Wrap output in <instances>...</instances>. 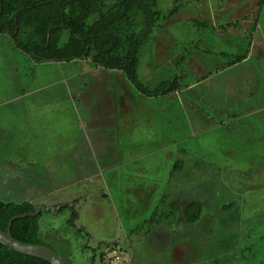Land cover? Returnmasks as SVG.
Here are the masks:
<instances>
[{"label": "rangeland", "instance_id": "374dc122", "mask_svg": "<svg viewBox=\"0 0 264 264\" xmlns=\"http://www.w3.org/2000/svg\"><path fill=\"white\" fill-rule=\"evenodd\" d=\"M231 3L227 0L223 7L227 21L245 13L242 7L232 8ZM171 7L170 2L163 5L165 15ZM217 9V1L212 0L201 7H194V12L184 9L175 13L168 23L169 31L180 34L187 31L193 36L177 43L164 40L160 43L164 47L159 46L155 37L164 27L161 24L152 35L153 39L141 50L137 66L140 83L153 90L164 83L175 82L178 85L175 92L148 97L135 89L132 94L134 126L131 130H111L101 144L91 132H85L92 143L85 153H63L67 156L64 165L68 177L63 183L48 184L46 193L51 191V195L47 194L45 198L53 197L52 201L60 200L66 202L64 204L79 199L75 202L76 211L64 207L58 213L43 212L39 217L40 236L45 243L52 245L63 264H264V153L261 155L253 145L243 159L246 168L219 170L206 166L205 170L199 167L195 171L199 176L198 183L200 177L207 178L205 184L211 190L208 196L213 213L203 218L192 237L183 240L182 235V240L178 239L183 243L190 241L193 247L189 248L185 243L186 249L183 250L182 242L177 246L173 239L164 241L153 235L131 232V228L150 217L163 199L177 195L174 192L181 186L175 183V172L170 175L176 163H184L185 170L189 172L191 168L187 161L197 162L200 166L208 163L205 158L209 164L226 160L223 151L228 147L232 150L230 144L244 139V133H238L242 127L228 128L226 124L234 119L248 120L250 113L264 108V61L259 63L255 53L250 51L247 61L230 53L227 57H219L221 63L214 60L213 64L191 69L182 62L187 57V53L180 51L182 45L205 42L199 37L211 29V21H217ZM192 14H197L207 24L200 22L196 28L191 26L186 30L184 22ZM67 39L65 33L64 40ZM92 64L90 60L38 63L16 47L9 32L0 33V99H14L25 93L30 98L34 96L32 92L36 86L51 80L61 87L58 82ZM213 67L215 70L211 71ZM90 73L94 76L93 72ZM12 105L19 107L17 101ZM67 105H62L66 110L53 115V126L47 131H29L28 121L23 119L19 127L20 138L22 143H31L32 152H21L22 159L33 163L38 161L36 165L40 167L61 154L58 148L55 150L62 144L61 136L70 139L69 149L72 150L79 138L80 118L71 104L69 110ZM0 120L4 121V116H0ZM262 132L257 142L251 141L252 144L260 146L263 143L261 147H264ZM253 136L254 133L249 132L245 143L253 140ZM232 152L231 155L241 158L240 151L237 153L234 149ZM91 155H96L95 162ZM79 157L81 162H78ZM255 158L260 161H255ZM78 163L85 168H78ZM56 170L57 167H53V171ZM240 178L247 180V185L255 190L251 193L244 191ZM234 179H237L236 188L233 187ZM224 184L230 189H225ZM182 186L185 190L179 191L180 194L187 190L186 185ZM247 194L253 197L254 207L248 208L244 215L242 203ZM228 203L234 208L226 214L228 206L223 210L222 207ZM199 205L197 203L188 210L186 220L192 218L190 223L201 217ZM218 214L230 215L228 224L221 226L224 221L219 223L221 216ZM87 245L93 251L87 249Z\"/></svg>", "mask_w": 264, "mask_h": 264}, {"label": "crops", "instance_id": "0c3cea01", "mask_svg": "<svg viewBox=\"0 0 264 264\" xmlns=\"http://www.w3.org/2000/svg\"><path fill=\"white\" fill-rule=\"evenodd\" d=\"M158 1L159 9L161 10L162 14L164 16H168L165 15V10L163 9V5H165V3L170 2L172 4L168 14L175 8H177L176 14H178L184 9L194 12V7H201L205 5L206 2L212 0ZM216 1L217 8L219 9H217V21H211V23H213L211 29L206 30V32L199 37L201 40L203 38L205 42L202 44L196 42H186L182 45L180 50L182 51L181 53H187V57L182 60L184 66L191 69L199 65L213 64L214 60L216 63H221V59L219 57H227L230 53L244 58L243 61H247L250 51L255 53L256 60L259 63H263L264 0H229L230 3L232 2V8L242 7L245 9L244 15L237 14L232 20L229 21H227L226 12L223 9L227 0ZM118 2L119 0H102L104 6H112ZM246 9L248 10L247 12ZM198 15H200V13ZM198 15L192 14L185 20L184 23L187 25L186 30L190 29L191 26L196 28L200 22L203 25L207 24V21L202 20L200 16L198 17ZM170 20L171 17L161 23L164 25V27H162L161 33H159L158 37H155V39H158L159 41V46L161 45L164 47V44H160L163 43L164 40H169L170 42L176 41L177 43V41L188 39V36H193V33H188L187 31L183 33L181 32V34L180 32L173 33L169 31L167 26ZM161 48L162 47H159V49ZM177 55H180V52H178ZM214 57L216 59H214ZM85 60L92 61L90 58ZM213 70H215V67H213L211 71ZM90 72H93L94 76H92ZM58 83H60L62 86L60 87ZM58 83H56L58 84L57 86L51 80L49 83L44 82V84L36 86L35 91L32 92L34 93V96H30V98H28L29 94L25 93L14 99H0V116H4V121L0 120V201L15 203L27 202L36 208H57L59 206L68 205L69 203L64 204L66 202L63 203L60 200L52 201L53 197L52 199L51 197L45 198L47 194L51 195V191L46 193V187L48 184H52L54 182L63 183L68 177V170L64 165L66 163L67 151L76 153L86 152L87 146L92 145V143L90 139L86 138L85 132H91L96 137V141L101 144V141L106 139V136L111 130L119 132L122 129L123 131L128 132L134 126L132 115V94L135 92V89L137 91L139 90L128 79L125 71L106 69L93 63L92 66H86L83 70H79L78 73L74 74V76ZM91 94L93 95L92 98L89 97ZM12 100L13 102L17 101L19 107L13 106V102L10 104V101ZM64 103H68L66 106L67 110H69V105L71 104V107L76 110L77 116L80 118V124L78 126L79 138L76 140V144L73 146L72 150L69 149L71 146L70 139L68 140L66 137L61 136L60 141L62 144L55 148V150L58 148L57 150L61 154L55 156L52 159L50 158L40 167L36 165L38 164V161L37 163H33L31 161H27V159H22L20 156L21 152L26 154L32 152V149L30 148L31 143H22L20 138L19 127L23 123V119H27V128L29 131L38 132L44 129L47 131L53 126V115H55V113L58 114L60 110H66L62 108ZM55 105H57L56 108ZM263 109L250 113L248 115L250 116L248 120L234 119L226 124L228 128H231L232 126H236L238 128L242 127L238 130V133H244V139L235 140L236 142L234 144H230L232 150H230L228 147L226 151H223V157L227 158L224 160L225 162L223 160H219L217 162L211 161V164H209V160L205 158L204 160H206L208 163L205 162V165L200 164L199 166L197 162L187 161V165H189V168H191V171L189 172L185 170L184 163H176L170 175L173 173V171L175 172V183L181 186L179 191L185 190V186L182 185L187 186V190L184 194H180L179 191H175L174 193H177L175 198L168 199L169 202L174 204L173 208L178 219L176 223H173L170 226L156 228L151 233L143 235H153L159 240L164 241L173 239L176 241L177 246L181 245L180 242L182 241H179L178 239L182 240V235H184L183 240L192 237L193 232H196L199 224H202L203 218L208 214L213 213L211 210V202L208 196L211 190L208 185L205 184V180L207 178L203 179L200 177L201 181L198 183L199 176H196L197 174L195 171L199 167L200 169L205 170L206 166L214 167L219 170H224L225 168H246L243 159L252 145L257 148V151L261 155H263L264 147H261L263 143H261L260 146H258L257 143H251V141L257 142L258 136L263 134ZM256 118L259 119V122L256 121ZM249 132L254 133L255 137L253 136V140H249L248 143H245V136H247ZM234 149L237 153L240 151L241 155H239V157L241 158H238L236 154L231 155ZM64 152L66 153L63 154ZM229 152L230 154H228ZM91 157L93 162H95L96 155H91ZM82 160H85V155ZM256 160L257 159L255 158V161ZM249 161L254 162L251 160ZM257 161H260L259 158ZM78 162H81V157L78 158ZM75 164L77 165V163ZM53 167H57L56 172L53 171ZM77 167L80 169L85 168V166L80 163H78ZM170 178H173V176ZM244 178H240L243 180V186H240L243 187L244 191L248 190L249 193L253 192L255 188H251L249 185H247L246 182L248 181L244 180ZM182 179H184L183 182ZM235 180L237 179L232 180V182H234L233 187L235 186ZM219 182H221V184L224 183L222 179H220ZM7 184H9V186L5 187L4 185ZM224 186L226 185L224 184ZM234 188H236V186ZM20 189L22 191L18 193ZM225 189L230 188L226 186ZM49 190L51 189L49 188ZM238 191L240 190L238 189ZM5 197L7 200H2L5 199ZM78 200L79 199H73L71 202L73 204V210H75V202H78ZM43 201H47L48 203ZM197 203L201 205H199V207L202 210L198 212L201 217L198 221L190 223L192 218L187 221L186 215L188 214V210H190ZM227 206L229 209L226 211V214L234 208V205L228 203L222 207V210ZM252 207H254L253 197L251 194H247V197L245 196L242 203L244 215L247 213L246 210L248 208L252 209ZM156 208L157 206L154 208V211ZM226 214L217 215L221 216L218 218L220 224L224 221L221 226L228 224L230 215ZM73 216L77 217V214L73 213ZM148 219L144 220L142 224ZM214 221L216 222L217 218L214 219ZM139 226L131 228V232L134 233V230ZM204 228L208 227L205 226ZM50 238H52V236ZM185 243L187 245H185ZM48 245L52 246L50 244ZM78 245L81 247L80 244ZM184 245L189 248L192 246L190 245V241L184 243L182 242L181 247L183 250L186 249ZM86 247L87 249L92 250L91 246L87 245Z\"/></svg>", "mask_w": 264, "mask_h": 264}, {"label": "trees", "instance_id": "16d2710c", "mask_svg": "<svg viewBox=\"0 0 264 264\" xmlns=\"http://www.w3.org/2000/svg\"><path fill=\"white\" fill-rule=\"evenodd\" d=\"M1 3L0 33H8L9 28V34H14L17 28L13 37L16 47L38 63L90 58L94 64L106 69L125 71L128 79L144 95L170 94L178 88L175 82H169L151 90L140 83L137 75L141 50L177 8L164 16L158 0H119L112 6H104L102 0H1ZM93 17L96 18L90 23ZM65 33L67 41L64 40ZM161 203L134 233L149 234L156 228L176 223L174 204L166 199ZM35 208L27 202L0 201V229L7 231L13 217L33 213ZM42 213L14 221L13 237L23 243L53 249L40 236L39 217ZM0 264L50 263L0 244Z\"/></svg>", "mask_w": 264, "mask_h": 264}, {"label": "water", "instance_id": "95a60500", "mask_svg": "<svg viewBox=\"0 0 264 264\" xmlns=\"http://www.w3.org/2000/svg\"><path fill=\"white\" fill-rule=\"evenodd\" d=\"M2 7V3L0 0V8ZM2 29V26H0V30ZM17 28L14 34H11L12 37L15 36L17 33ZM8 32L11 33V30L8 28ZM72 203H69L68 205H63L59 206L57 208L54 207H37L35 208V212L23 215V216H16L11 219L8 225V230L4 231L0 229V244L3 245L4 247H7L17 253L26 255V256H31L34 258H38L44 261L49 262L50 264H63L60 256L55 252V250L46 247V246H41V245H33V244H27L23 243L21 241L16 240L12 233H11V228L13 225V222L21 219V218H26V217H35L37 216L40 212H48L51 211L53 213H58L60 209L64 207H68L70 210H72Z\"/></svg>", "mask_w": 264, "mask_h": 264}, {"label": "flooded vegetation", "instance_id": "af4514ba", "mask_svg": "<svg viewBox=\"0 0 264 264\" xmlns=\"http://www.w3.org/2000/svg\"><path fill=\"white\" fill-rule=\"evenodd\" d=\"M0 26H2V25H0ZM2 30V29H1Z\"/></svg>", "mask_w": 264, "mask_h": 264}]
</instances>
